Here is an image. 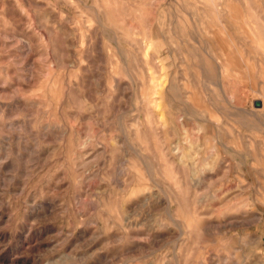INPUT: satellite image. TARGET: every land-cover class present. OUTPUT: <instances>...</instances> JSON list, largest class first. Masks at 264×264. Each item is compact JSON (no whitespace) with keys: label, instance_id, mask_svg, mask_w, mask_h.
<instances>
[{"label":"rangeland","instance_id":"obj_1","mask_svg":"<svg viewBox=\"0 0 264 264\" xmlns=\"http://www.w3.org/2000/svg\"><path fill=\"white\" fill-rule=\"evenodd\" d=\"M0 264H264V0H0Z\"/></svg>","mask_w":264,"mask_h":264},{"label":"bare ground","instance_id":"obj_2","mask_svg":"<svg viewBox=\"0 0 264 264\" xmlns=\"http://www.w3.org/2000/svg\"><path fill=\"white\" fill-rule=\"evenodd\" d=\"M256 102H258V104H256V106H259L260 105V102L258 100H256Z\"/></svg>","mask_w":264,"mask_h":264},{"label":"water","instance_id":"obj_3","mask_svg":"<svg viewBox=\"0 0 264 264\" xmlns=\"http://www.w3.org/2000/svg\"><path fill=\"white\" fill-rule=\"evenodd\" d=\"M256 104H258V102H256Z\"/></svg>","mask_w":264,"mask_h":264}]
</instances>
